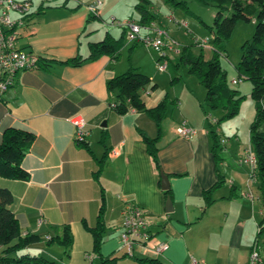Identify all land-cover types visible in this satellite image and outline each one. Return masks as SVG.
<instances>
[{"label":"crops","instance_id":"1","mask_svg":"<svg viewBox=\"0 0 264 264\" xmlns=\"http://www.w3.org/2000/svg\"><path fill=\"white\" fill-rule=\"evenodd\" d=\"M28 1L31 6L24 20L26 26L20 30L16 47L37 55L50 66L15 74L12 85L0 96V143L8 128L28 131L36 137L21 163L29 175L28 180L0 177V188L9 190L14 198L10 209L22 234H36L46 240L57 235L60 226L69 225L73 235L72 262L79 249L83 254L92 247V238L82 221L95 225L102 189L107 226L105 241L100 246L103 257L124 252L119 239L120 223L124 204L131 201L146 214L152 244L164 243L167 249L161 254L136 249L134 257L121 264H193V261L197 264H248L253 248L260 253L264 264V231L258 235L264 211L258 190L251 183V170L241 163L247 151L236 153L238 159L226 151L237 165L227 164L224 169L226 140L230 139L222 127L224 123L217 128L218 135L225 141L222 161L217 166L224 183L212 193L214 203L203 209V192L218 180L207 122H215L221 116L219 111H207L205 90L198 89V96L191 89L184 98L174 95L178 113L175 115L172 111L161 124L158 160L168 178L172 203V211L167 212L163 194L166 190L162 189L161 178L153 168L141 137L143 133L154 138L156 126L145 114L133 109L123 116L117 115L110 103L112 94L106 90V82L125 73L130 66L151 81L157 79L156 58L148 48L125 42L115 60L102 56L79 67L59 64L77 56L87 57L88 44L103 40L106 33L116 38L112 25L106 26V18L135 19L121 17L113 10L112 0H99L102 2L100 16L94 19L86 5L96 0ZM11 17L16 19L17 15ZM154 25L168 33V26L162 22L157 24L156 21ZM118 29L120 35L122 29ZM148 86H153L152 82ZM151 91L146 88L142 92L147 108L155 107L168 95ZM89 99L95 103L84 105ZM252 103L247 108L252 117L248 119L250 123L255 114ZM75 115L85 121L87 148L74 141L75 127L68 119ZM183 121L197 131L189 140L174 133V128ZM237 130L232 128L229 134L239 145ZM104 131L107 139L102 145L100 139ZM245 136L249 142V130ZM113 151L115 156L111 155ZM104 154L103 171L96 181L93 173ZM226 178L230 184L224 190ZM51 249L40 243L25 251L51 261V256L56 254Z\"/></svg>","mask_w":264,"mask_h":264},{"label":"trees","instance_id":"2","mask_svg":"<svg viewBox=\"0 0 264 264\" xmlns=\"http://www.w3.org/2000/svg\"><path fill=\"white\" fill-rule=\"evenodd\" d=\"M135 1L134 10L137 18L132 21L142 26L155 24L158 14L152 9L151 0ZM162 1L172 9L187 10V3L185 1ZM197 1L203 4H210L216 9L211 28V32L214 35L213 44L210 45L213 56L208 60L203 58V54L198 57L192 56L187 52V46L179 51L180 60L175 59L172 62H176L175 65L177 66L180 61V63L187 66L188 72L196 76L205 90L204 103L207 111H219L221 114L215 122H207L211 152L214 155L218 180L210 189L203 192V209H207L214 203L212 193L224 183V179L220 176L217 169L218 164L222 161V153L224 151L223 140L218 135L217 128L223 122L237 117L240 112V106L246 99L245 96H240L238 91H234L229 87L226 72L221 67L219 61V56L225 57V53H223V50H220L217 44L221 40L228 39L231 36L238 22H250L255 18L254 34L251 40L245 42L241 48V59L237 66V71L239 74L238 80L250 82L251 92L249 98L255 104L254 118L249 126V142L255 158V168L253 171L254 177L258 182V199L264 211V0ZM90 17L93 19L97 18L91 15ZM125 42V29H122L118 38H114L109 33H106L103 40L88 44L87 57L77 56L73 59L59 62V64L79 67L86 62L95 61L102 56H110L115 60L119 57L120 50L123 48ZM199 43L196 42L197 45ZM134 46L137 45L135 44ZM167 58L166 56V60ZM160 59L161 57L159 56L157 61ZM128 61H130L129 58ZM168 61L171 60L168 59ZM49 66L48 62L39 58L38 68H47ZM150 82L151 80L147 76L130 66L125 73L107 81L106 90L112 94L110 103L113 105L114 112L117 115L123 116L133 109L145 114L155 124L157 134L154 138L147 137L143 133H141V137L153 168L160 177V174L163 173L158 160L159 141L162 135L161 124L168 117L169 108H175L178 102L177 99H170L168 95H165L155 107L147 108L142 100V92L145 91ZM151 89L155 90L156 85L151 86ZM88 103H95V101L89 99L83 104ZM207 111L204 110L205 114ZM35 138L33 133L15 128H8L3 132L0 143V177L14 181L28 180L29 175L23 170L21 163ZM106 139L107 134L104 131L101 134L100 143L105 145ZM80 144L87 148L86 141ZM105 156L106 154L97 161L98 167L93 173L96 181L99 180L103 171ZM163 194L166 199H171L170 189L163 191ZM13 201L14 198L11 192L0 188V264H54L53 261L46 259L40 254L23 252L27 248L40 243L46 246H61L64 249L63 254L66 258H69L73 245V235L70 226L67 224L60 226L58 234L46 240H43L42 237L36 234L28 233L23 235L18 220L10 209ZM105 210V197L101 189L100 207L95 225L90 226L86 221H82V225L91 235V252L95 254L97 264H117L120 260L118 256L103 257L100 253V246L105 241L107 230L104 219ZM258 227V235H260L264 231V216L259 222ZM139 261L143 262L146 260ZM150 262L158 263L153 260H150Z\"/></svg>","mask_w":264,"mask_h":264},{"label":"rangeland","instance_id":"3","mask_svg":"<svg viewBox=\"0 0 264 264\" xmlns=\"http://www.w3.org/2000/svg\"><path fill=\"white\" fill-rule=\"evenodd\" d=\"M71 1V0H70ZM113 10L116 11L121 17L133 18L136 19L137 15L134 10V5L136 3L135 0H112ZM177 1H185L187 3V10L183 11L181 9H172L169 5H166L162 0H151L152 9L158 13L157 24L158 22H162L164 25L168 26V45L170 49H166V56L169 57L167 70L163 73H160L156 69V63L154 64L155 72L157 74V79L152 80V85H156V89L151 91V93L157 92V94L165 95L168 94L170 99L174 98V95L178 97H186V92L188 89L193 90L194 94L198 96V89L204 91V88L199 83L198 79L195 75L190 74L188 72V68L186 65L182 63H178L176 66V62H172L173 58L180 60L179 51L188 46L187 52L192 56H200L203 54V58L208 60L213 55L210 45L213 44L214 35L211 32V28L213 26V18L216 12V9L210 4H203L197 0H177ZM117 4V5H116ZM112 22L111 18H106V26H109ZM115 22H124L122 20H115ZM114 30V36L119 37V27L117 25L112 26ZM255 30V18L250 22L240 21L237 23L234 31L228 39L221 40L217 46L220 50H223L225 53V57L219 56V61L221 67L226 72V79L229 84V87L238 91L240 96H245L246 99L242 102L243 109H241V113L235 117L232 122H223V129L225 133L230 139L226 140V147L224 151L225 155V167L227 169V164L232 166L237 165L236 161L234 162L230 156L227 155V152H231L233 154L234 159H238L236 153L242 154L245 152V155L248 151L251 152V146L245 136V133L249 130L248 119L250 118L247 111L249 109L248 106L253 104L250 97L251 92V84L246 80H242L238 83V85H232L231 80L234 78L236 80L239 79V74L237 71V66L241 59V48L243 44L247 41H250ZM208 41V45L206 48L199 47L196 44L197 41L204 42ZM143 46V45H141ZM144 47V46H143ZM146 48V47H145ZM150 50L151 55L158 59L160 54H157ZM202 50V51H201ZM176 51H178L176 53ZM173 81V82H172ZM151 86L147 87V90L150 91ZM192 92H190L191 95ZM248 99H247V96ZM242 105V104H241ZM252 106V105H251ZM241 108V106H240ZM169 113L171 114L174 111V114L177 115L178 110L174 107L169 108ZM247 109V110H246ZM213 112V111H212ZM215 112V111H214ZM212 116H214L212 114ZM249 117V118H248ZM247 120V122L245 121ZM232 128H238L237 133L240 137V144L238 145L237 139L232 137ZM225 143L223 139V144ZM248 167V166H247ZM251 183L255 185V190H257L258 182L255 177H251ZM229 178H226V183L224 185V190L229 187ZM91 236V235H90ZM44 245V244H43ZM46 248H52L55 256H51L54 264H97L95 254L91 252V248L87 253H80V249L76 256L73 258L71 262L70 257L66 258L63 254L64 249L59 245L46 246ZM24 252V251H23ZM26 252V251H25ZM82 254V255H81ZM119 261L117 264H121L123 260H130V257L124 256V252H121L118 255ZM128 264V263H125Z\"/></svg>","mask_w":264,"mask_h":264},{"label":"built area","instance_id":"4","mask_svg":"<svg viewBox=\"0 0 264 264\" xmlns=\"http://www.w3.org/2000/svg\"><path fill=\"white\" fill-rule=\"evenodd\" d=\"M30 1L0 0V96L12 85L15 74L23 71L38 69L39 57L31 52H25L16 47L20 36V30L26 26L25 18L30 10ZM102 2L99 0L86 5L89 15L100 16ZM16 14L17 18L12 19L11 15ZM110 25H117L125 29V40L127 43L140 44L160 54L161 59L156 61V69L163 73L167 69L166 49L168 45V34L165 30L158 29L154 24L142 26L132 20L115 22L112 19ZM199 42V41H197ZM208 41L200 42L199 46L206 48ZM241 80H234L233 85ZM68 121L75 127L74 141L82 143L88 137L85 121L80 116H72ZM174 133L182 139L189 140L197 134L194 128L189 127L185 121L174 128ZM112 156L116 152H111ZM249 166L250 178L254 177L255 158L252 152L248 153L241 160ZM148 220L142 208L131 201H126L122 211L119 239L121 245L130 258L134 257L135 250H148L153 254H161L167 249L164 243L152 244V238L148 231ZM193 264H197L193 261ZM248 264H262V258L256 248H253L249 255Z\"/></svg>","mask_w":264,"mask_h":264},{"label":"water","instance_id":"5","mask_svg":"<svg viewBox=\"0 0 264 264\" xmlns=\"http://www.w3.org/2000/svg\"><path fill=\"white\" fill-rule=\"evenodd\" d=\"M105 126V124H103V127ZM160 178H161V186L163 190H167L169 188V183H168V178L164 173L160 174ZM165 209L167 212H171L172 211V203L171 200L168 198L166 199V203H165Z\"/></svg>","mask_w":264,"mask_h":264}]
</instances>
